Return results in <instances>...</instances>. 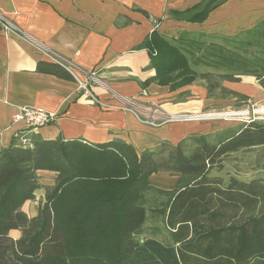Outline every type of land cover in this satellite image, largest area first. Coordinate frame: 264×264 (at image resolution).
<instances>
[{"label":"trees","instance_id":"trees-1","mask_svg":"<svg viewBox=\"0 0 264 264\" xmlns=\"http://www.w3.org/2000/svg\"><path fill=\"white\" fill-rule=\"evenodd\" d=\"M220 3L202 0L180 14L203 22ZM143 46L154 80L172 91L200 78L209 98L248 101L223 84L239 82L242 74L264 89L262 56H236L213 45L206 63L216 70L198 73L183 47L157 27ZM38 69L66 75L54 64L39 63ZM208 136L163 140L159 149L141 152L118 138L94 143L40 134L0 146V264H264V180L231 176L226 182L212 174L230 154L264 146V118H251L223 139ZM41 170L55 172V184L45 187V200L29 216L23 205L43 187ZM158 172L177 175L176 185H152ZM151 190L169 194V243L138 238L147 212L144 195Z\"/></svg>","mask_w":264,"mask_h":264},{"label":"crops","instance_id":"crops-1","mask_svg":"<svg viewBox=\"0 0 264 264\" xmlns=\"http://www.w3.org/2000/svg\"><path fill=\"white\" fill-rule=\"evenodd\" d=\"M201 2L0 0V10L32 38L81 68L96 72L103 83L91 84L98 98L94 101L79 92L72 75L39 51L31 40L7 34L0 27V146H8L25 132L27 137L40 134L45 139L82 138L94 143L118 138L141 152L159 149L163 140L176 144L191 136L211 135L224 129L227 122L213 117L151 126L139 120L119 98L139 104L159 103L174 114H201L214 108L217 99L207 97L204 79L174 91L158 84L148 49L143 46L157 27L166 38L179 43L192 67L203 73L211 71L206 56L213 45H223L224 40L237 39L244 32L264 26V0H221L203 22L191 21L189 13L180 14ZM155 20H160L158 26ZM39 63L54 64L66 75L39 71ZM226 82L223 84L229 87ZM24 106L54 113L56 120L38 128L13 122V114ZM47 173L56 179L57 174L47 170L39 171V177ZM54 180L48 184L40 179V183L52 186ZM177 181L178 176L170 172L150 177L152 185L165 190L172 189ZM45 187L36 191V196L42 191L43 198L34 201V208L32 201L23 205L29 216H35L45 200Z\"/></svg>","mask_w":264,"mask_h":264},{"label":"rangeland","instance_id":"rangeland-1","mask_svg":"<svg viewBox=\"0 0 264 264\" xmlns=\"http://www.w3.org/2000/svg\"><path fill=\"white\" fill-rule=\"evenodd\" d=\"M223 45L229 48V51L234 52L232 54L236 56L243 55L245 57H254L259 55L264 58V26L261 25L252 31L244 32L239 35L237 39L232 38V40H224ZM209 67L207 66L211 71L216 70L213 66ZM219 68L220 71H229V68H224L222 66ZM240 76H242V78L239 82L227 81L226 84L241 93L247 94L249 100L241 101L234 97L217 99V103L213 106L214 108L209 111L207 110L205 113L226 111H248L249 113L226 119L220 117V119L227 122L226 127L214 132V134L208 137H212L216 140L223 139L238 129L240 124L249 121L251 118H264V112L259 111L264 106V89L254 76L247 74H242ZM202 114H204V112ZM212 174L223 177L226 182L231 176L244 180H250L252 178H262L264 180V146L242 149L230 154L226 160L223 161L221 167H216L212 171ZM40 179L42 182L50 184L55 177L47 173L44 175L42 174ZM41 193L42 191L38 192L35 200L31 202L33 208L36 206L34 201L39 202L37 198H43V195H40ZM169 198L168 193L157 190H151L144 195V204L147 212L143 225V233L138 238H155L163 243H169L171 241V232L167 226ZM16 234L17 233H14L13 235L15 236Z\"/></svg>","mask_w":264,"mask_h":264},{"label":"built area","instance_id":"built-area-1","mask_svg":"<svg viewBox=\"0 0 264 264\" xmlns=\"http://www.w3.org/2000/svg\"><path fill=\"white\" fill-rule=\"evenodd\" d=\"M155 25L158 26V21L155 20ZM0 27L7 34H12L27 40H31L36 47L45 54L49 59L54 61L56 64L67 70L72 77L76 80L79 92L90 97L94 101H98V98L94 94L91 84H103L102 81L97 77L96 72L88 71L78 66L73 61L63 57L58 52L48 48L44 44L38 42L32 38L27 32L21 27L15 24L7 15L0 10ZM82 74L84 77H80ZM119 98L125 103L126 108L133 112L139 120L145 124L151 126H160L176 120H183L190 118L188 114H172L164 110L158 103L150 102L147 104H139L132 99H127L119 96ZM56 120V114L47 112L42 108L35 107H20L13 114L12 121L24 122L29 128H38L49 125ZM19 139L23 143H27L29 139L25 135V132L21 133Z\"/></svg>","mask_w":264,"mask_h":264},{"label":"bare ground","instance_id":"bare-ground-1","mask_svg":"<svg viewBox=\"0 0 264 264\" xmlns=\"http://www.w3.org/2000/svg\"><path fill=\"white\" fill-rule=\"evenodd\" d=\"M260 112H264V106H263V108H261L260 110H259ZM249 112L248 111H244V112H242V111H226V112H209V113H204V114H199V113H197V114H192V115H190V118H196V119H198V118H201V117H213V118H220V117H222V118H230V117H234V116H241V115H246V114H248Z\"/></svg>","mask_w":264,"mask_h":264},{"label":"water","instance_id":"water-1","mask_svg":"<svg viewBox=\"0 0 264 264\" xmlns=\"http://www.w3.org/2000/svg\"><path fill=\"white\" fill-rule=\"evenodd\" d=\"M257 113H258V111H257Z\"/></svg>","mask_w":264,"mask_h":264}]
</instances>
